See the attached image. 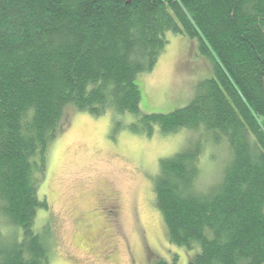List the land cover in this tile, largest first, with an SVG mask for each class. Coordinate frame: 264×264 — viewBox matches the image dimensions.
Listing matches in <instances>:
<instances>
[{"label": "trees", "instance_id": "obj_1", "mask_svg": "<svg viewBox=\"0 0 264 264\" xmlns=\"http://www.w3.org/2000/svg\"><path fill=\"white\" fill-rule=\"evenodd\" d=\"M168 34L198 42L215 74L186 108L147 114L137 80ZM68 108L198 132L153 179L169 242L199 248L190 264H264V0H0V264H50L38 187ZM207 137L227 158L204 185Z\"/></svg>", "mask_w": 264, "mask_h": 264}, {"label": "rangeland", "instance_id": "obj_2", "mask_svg": "<svg viewBox=\"0 0 264 264\" xmlns=\"http://www.w3.org/2000/svg\"><path fill=\"white\" fill-rule=\"evenodd\" d=\"M169 45L153 72L138 77L142 109L167 115L186 108L201 92L200 85L214 77L216 64L196 41L168 34ZM65 127L48 150L45 179L38 194L49 209L37 213L35 230L50 234V264H190L192 251L169 242L162 214L155 205L153 179L160 160L193 147L199 133L181 130L152 136L135 133L130 115L103 117L76 109L65 111ZM117 123L124 125L117 130ZM201 156V179L212 183L225 163L226 150L208 137ZM223 158V159H222ZM227 158V157H226ZM118 200L120 217L109 222L102 201ZM48 228V229H47ZM97 232L111 249L89 245ZM103 239L98 246L104 245ZM103 248V247H102Z\"/></svg>", "mask_w": 264, "mask_h": 264}, {"label": "flooded vegetation", "instance_id": "obj_3", "mask_svg": "<svg viewBox=\"0 0 264 264\" xmlns=\"http://www.w3.org/2000/svg\"><path fill=\"white\" fill-rule=\"evenodd\" d=\"M102 206L104 209V214L107 218V220L109 222H111L113 225L118 223L119 217H120V209L119 206H117L119 204L118 200L111 198H108V200L106 201H102ZM100 239L107 240L103 237H101L97 232H94L90 235V240H89V245H91V247H93L96 250H104V249H111L108 245H107V241H104V245L98 246V241H100ZM103 247V248H102Z\"/></svg>", "mask_w": 264, "mask_h": 264}]
</instances>
